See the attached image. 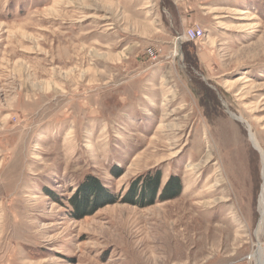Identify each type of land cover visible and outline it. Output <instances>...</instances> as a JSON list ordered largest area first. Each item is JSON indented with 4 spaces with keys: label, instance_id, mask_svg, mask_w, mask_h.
<instances>
[{
    "label": "rangeland",
    "instance_id": "obj_1",
    "mask_svg": "<svg viewBox=\"0 0 264 264\" xmlns=\"http://www.w3.org/2000/svg\"><path fill=\"white\" fill-rule=\"evenodd\" d=\"M251 137L264 0H0V264H264Z\"/></svg>",
    "mask_w": 264,
    "mask_h": 264
},
{
    "label": "bare ground",
    "instance_id": "obj_2",
    "mask_svg": "<svg viewBox=\"0 0 264 264\" xmlns=\"http://www.w3.org/2000/svg\"><path fill=\"white\" fill-rule=\"evenodd\" d=\"M251 141H252L255 149L258 150L262 154L263 165H264V153H263L261 147L259 146V143H257L255 141L254 137H251ZM261 211H262V215H264V211H263V198H261ZM263 223H264V218H262V221H261V224H260V227H259L258 235H260V232L262 231ZM254 257H255L256 264H263V250H262V246L261 245H260L259 249L257 250V252L255 253V256Z\"/></svg>",
    "mask_w": 264,
    "mask_h": 264
},
{
    "label": "trees",
    "instance_id": "obj_3",
    "mask_svg": "<svg viewBox=\"0 0 264 264\" xmlns=\"http://www.w3.org/2000/svg\"><path fill=\"white\" fill-rule=\"evenodd\" d=\"M92 182H93V184H90V185H86L84 188H83V190H85L87 187H90L89 189H88V191L90 190V191H96V189L97 190H101V189H98L99 188V184L96 182V180L95 179H93V178H91L90 179ZM157 187H159L160 186V178L158 177V179H157ZM172 185H173V181L172 180H170L169 182H168V184L166 185V187H165V189H164V191H165V193L166 192H170V189H171V187H172ZM153 187V185L151 186V188H150V193H155L156 192V190H157V188H152ZM86 192H87V190H86ZM176 195V194H175ZM87 205H89V204H87ZM86 207V206H85ZM87 208V207H86Z\"/></svg>",
    "mask_w": 264,
    "mask_h": 264
},
{
    "label": "built area",
    "instance_id": "obj_4",
    "mask_svg": "<svg viewBox=\"0 0 264 264\" xmlns=\"http://www.w3.org/2000/svg\"><path fill=\"white\" fill-rule=\"evenodd\" d=\"M204 35V30L200 28H192L186 32L185 37L188 41L195 42L202 39Z\"/></svg>",
    "mask_w": 264,
    "mask_h": 264
}]
</instances>
